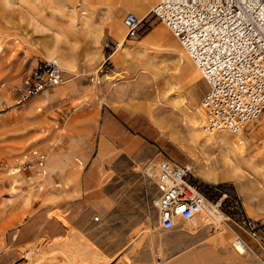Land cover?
I'll return each mask as SVG.
<instances>
[{"label": "rangeland", "instance_id": "374dc122", "mask_svg": "<svg viewBox=\"0 0 264 264\" xmlns=\"http://www.w3.org/2000/svg\"><path fill=\"white\" fill-rule=\"evenodd\" d=\"M154 3L130 40L129 5L112 9L111 28L105 0H0V264H264V115L240 149L218 141L229 132L210 140L199 105L208 87ZM50 59L68 81L29 113L20 91ZM98 69L96 85L73 77ZM33 149L46 153L44 177L14 172ZM162 159L189 164L224 220L163 230L143 175Z\"/></svg>", "mask_w": 264, "mask_h": 264}, {"label": "built area", "instance_id": "2783aa9c", "mask_svg": "<svg viewBox=\"0 0 264 264\" xmlns=\"http://www.w3.org/2000/svg\"><path fill=\"white\" fill-rule=\"evenodd\" d=\"M150 12L170 30L208 87L199 104L206 132L237 135L264 115V0H155ZM142 21L124 15L127 39L137 37ZM98 72L83 70L73 77L96 85ZM67 81L56 59L41 61L24 81L17 105ZM46 162V153L33 149L14 159V172L44 177ZM143 175L156 188L151 205L163 230L202 214L223 215L222 202L210 197L189 164L162 159L145 166ZM247 227L256 230L251 222ZM234 247L240 252L245 244L236 238Z\"/></svg>", "mask_w": 264, "mask_h": 264}, {"label": "bare ground", "instance_id": "6f19581e", "mask_svg": "<svg viewBox=\"0 0 264 264\" xmlns=\"http://www.w3.org/2000/svg\"><path fill=\"white\" fill-rule=\"evenodd\" d=\"M127 3V0H123V1H121L120 2V4H126ZM95 18H96V20L97 19H99V12H96V15H95ZM104 21V20H103ZM105 21L106 22H109L110 24H111V13L109 12L107 15H106V19H105ZM124 46V42L123 41H121V43H120V45H119V47H123ZM259 120V119H258ZM257 120V121H258ZM215 133H210V140L211 139H214L215 138V135H214ZM218 141L220 142V143H222V144H224V146L226 147V148H231V147H238L239 149L243 146V144L245 143L244 142V138H243V135H242V132L241 133H239V134H237V135H235L234 137H228V136H224V137H222V138H220V139H218ZM239 151V150H238ZM240 154V153H239ZM241 156V155H240ZM241 161V160H240ZM240 163V166L242 165V162H239ZM202 216H205L204 214H202V215H200L199 217H197V218H199L200 219V217H202ZM197 218H194L191 222H193V224H192V226L194 225V227H196L197 229L198 228H200V225L198 226V222L196 221L197 220ZM214 220V222L215 221H219V222H221V221H223L224 220V217H222L221 216V214H218V215H215V217H207L206 216V218L204 219V221L206 222V223H209L210 221L209 220ZM199 221V220H198ZM204 223V222H203ZM191 226V227H192ZM193 227V228H194ZM193 228H192V230H193ZM195 231V230H194ZM240 254H244V250H242V251H240L239 252Z\"/></svg>", "mask_w": 264, "mask_h": 264}, {"label": "crops", "instance_id": "0c3cea01", "mask_svg": "<svg viewBox=\"0 0 264 264\" xmlns=\"http://www.w3.org/2000/svg\"><path fill=\"white\" fill-rule=\"evenodd\" d=\"M105 2L107 4H109L110 10H111V11H109L111 13V24L109 26H111V28H112V25L116 21V14H115V12L112 11V9H115L117 7L118 8H121V7L127 8V5H129L130 8L129 7L128 8L130 10H132L133 12L136 11L137 16L140 17V19H143L146 16V14L143 12V10H144V7L147 5V3H149V0H135L134 2L129 1L127 4H120L118 2V4H115V5H113L114 0H105ZM54 89L55 88L50 89V90H54ZM50 90H48V91H50ZM41 99H42V97L40 95H38V96L34 97L32 100H30L29 102H27L26 104H24V105H28L26 111L29 113H33L35 107L41 102Z\"/></svg>", "mask_w": 264, "mask_h": 264}, {"label": "trees", "instance_id": "16d2710c", "mask_svg": "<svg viewBox=\"0 0 264 264\" xmlns=\"http://www.w3.org/2000/svg\"><path fill=\"white\" fill-rule=\"evenodd\" d=\"M143 23V22H142ZM142 25V24H141ZM141 27V26H140ZM139 30H140V28H139ZM139 30H138V33H139ZM107 51H106V53H105V56L108 58L110 55H111V51L109 50V48H108V46H107Z\"/></svg>", "mask_w": 264, "mask_h": 264}]
</instances>
